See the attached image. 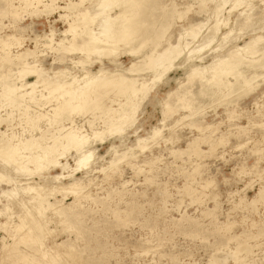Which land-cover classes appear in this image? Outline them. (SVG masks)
<instances>
[{
	"label": "rangeland",
	"instance_id": "1",
	"mask_svg": "<svg viewBox=\"0 0 264 264\" xmlns=\"http://www.w3.org/2000/svg\"><path fill=\"white\" fill-rule=\"evenodd\" d=\"M68 1L58 0V4L64 6ZM101 1L85 0L82 5L72 12L70 11L71 13L67 12L69 10H65V13L59 12L66 16L59 18L56 11L49 15L46 14L41 9V5L34 7L35 9L33 6L31 9H21L18 11L19 15L14 16L11 9L21 4L20 0H0V39L10 35L16 39L19 37L18 48L16 44H12L13 46L8 48L10 56H15L17 52L29 49L33 50V54L36 55V57L34 55V59L38 60H36L37 64L45 69H52L55 72L67 68L69 73L71 72L72 75L76 76L73 81H70L71 86L68 87L72 92L84 84L85 79L82 77L84 71L86 70L91 74L96 73L100 67V62L106 70L119 69L124 71L137 58H141L153 49L151 41H147L145 45L140 47V41L134 39L127 46L120 44L115 54L116 57L95 58L97 56L95 53L88 55L87 52L80 53L76 50L71 52L70 50L73 48L67 50L68 52L64 50L66 52L63 54V50L58 49L55 44L58 42L67 44L71 41L72 44H75L79 40L70 32H65L69 23L73 21L75 24L78 23L79 15L86 10L90 13L92 11L93 18L90 16L87 18L91 21L90 27H95L98 17L94 14H96L97 8L100 6L98 3ZM122 1L109 0L108 3L102 4V9L107 12V15L113 16L115 12H118L119 2ZM199 1L148 0L152 6L151 22H153V28H143L140 34L150 37L157 33V30L167 29V33L165 32L156 50L160 51L166 46V42L174 44L180 38L183 51L173 61L174 67L158 83L154 84L153 89L140 103L134 115L135 121L128 128L123 127L122 131H114V127L118 126L117 122L99 111L71 115L74 124L81 127L84 133L90 134V130L93 129L101 132V135L95 138L91 144L92 148L90 147L94 150V156L91 157L87 166L88 168L90 166L89 170L91 171L84 174V171L78 170L73 174L75 178L80 179L83 185H86L87 180L91 179L92 185L96 184V187L91 186V190L89 188L90 196L80 200L79 203H72L74 196L71 194L47 196L49 207L44 205L46 209L42 210L43 212L39 208L36 209L38 202L35 205L32 204L34 209L30 207L31 203H28L26 206L29 207V210L32 208L30 210L32 215L37 212L35 217L38 218V221H35L36 219L33 221L40 225L38 227L31 225L33 230L28 231V235L32 237V240L22 239L17 244L16 251L22 249L25 253L6 254L0 257V264H62L63 262V264H215L214 259L219 260L218 256L226 257L225 264H264V198L260 199L259 197V191L264 193V124H262L264 122V96L261 95L264 91V69L257 70L259 75L261 74L260 79L263 80L258 79L257 81L255 79L254 87L245 89L243 93L241 92L243 89L239 90L240 92L237 90L222 101L223 98L218 99L217 96L209 93L207 95L198 94L197 91L205 84L197 76L192 77L189 81L185 79L191 65H207L211 57L218 55V53L222 54L233 45L232 42L229 44L225 43L226 40L222 41L221 33H225L228 28H233L234 33L232 34H238V31L239 34L242 33L240 27L244 18L237 14L246 8V4H252L256 8L255 10L252 8L254 11L251 10L249 14L254 19L256 18L255 21L258 22L259 20L255 26L261 27L264 24V19L262 20L264 18V14H262L264 3H261L260 0H248L243 3L244 6L229 11L235 0H229L230 2L228 0H210V2L205 0L206 4H203V7H200L202 5ZM224 2L222 12L217 18L223 21L220 20L222 22L221 29L217 33L220 37L216 38L211 45L203 48L200 53L189 54L188 50H192L197 45L200 35L216 23V21L214 22L216 18L213 16L215 6ZM94 7H97V10ZM190 23L202 25V28L199 27L201 30L199 35L192 42L186 33L189 31L188 24ZM248 29H243L244 35L236 42V45L242 46L243 42L248 41L250 34ZM35 36L36 38H34ZM157 42L155 39L152 41V43ZM185 42H190L187 48ZM216 48L217 51H214L213 49ZM134 49H138V54L135 53L137 55L131 56V54L126 53ZM208 49H211L210 52ZM1 52L0 48V54ZM201 56L205 57L202 63L196 59ZM257 56L258 54L255 55V57ZM80 59L82 62L84 59L85 61L80 64L76 63ZM0 60L2 63L5 62ZM30 60L32 59L28 61ZM1 62L0 66H3ZM113 63H116L117 66ZM17 69L18 66L14 62L4 63V66L0 67L1 77L5 81L8 79L6 81L8 83L17 81V73L15 74ZM141 74L145 79H149L153 73L142 70ZM228 77L232 80V76ZM34 80L33 76L25 78L28 83ZM41 89L42 87H38L35 95L38 96L42 92L47 94V89H44L45 91ZM114 89L107 98L113 97ZM186 89H190L192 93H197L192 102V105L198 108L194 114L183 118L189 114V110L177 108L172 109L171 113L164 116L163 109L168 104L176 105L177 98L186 92ZM176 90L175 96L172 95L167 98L169 93H175ZM0 91H2V87ZM107 98L104 102L110 104V100L108 101ZM0 103V118L4 119L9 114L6 123H0L1 132L7 130L10 135L17 134V137L24 138L33 133L38 135L37 131L40 132V130H49V128V131L52 130L51 126H48V129L47 124L45 126V119H40L41 122L36 121L38 125L34 122L36 126L31 127L30 124L26 123V119L24 120V114V117H20L23 110L20 115L13 107L10 108V105L8 107L6 102L0 101ZM53 103V101L48 102L41 105L39 109L32 104L30 105V112L35 110L45 113L49 111L50 105ZM234 105L236 106L235 111L232 109L235 108ZM112 107L116 108L113 103ZM231 115H234V118L236 116V120L231 118ZM180 118L182 119L178 121ZM10 119L11 122H9ZM7 121L9 122L8 125ZM87 121L91 122V127ZM24 122L30 129L25 128ZM190 122L208 128L204 130L195 129L189 125ZM248 122L249 124H247ZM67 123L65 122V125ZM19 124L20 126H18ZM19 127L23 131L19 130ZM154 128L160 130L158 140L150 143L155 144L151 149L140 152V149H137L134 144L135 139L137 137L145 138ZM220 135L221 138H219ZM218 140L221 144H217ZM207 142L211 144L209 145ZM208 145L212 148H208ZM111 146L116 147V150H112ZM193 148L199 149L200 155L193 153ZM127 149H132V152L135 153L133 158L128 159L127 163L126 161L117 163L112 172V180H105L104 175L106 173L108 175L109 161L116 156L115 153L121 154ZM72 156H74L73 149L68 151L65 159L70 168H74ZM65 160L62 158V162ZM1 165L2 163H0ZM30 166L29 164L28 168L32 170L33 165ZM2 167L8 168V166L3 165L0 169ZM103 169L105 170L102 171ZM48 172L51 175H56L60 173V170L54 168ZM33 175L30 176L32 177L31 180L39 184L43 183L37 174ZM40 175H46V170L40 172ZM66 175L67 173H64V176ZM5 177L11 176L6 175ZM61 181L66 184L69 179L65 178ZM208 181L212 182L209 184L210 187L206 184ZM0 184V187L4 188V182ZM122 184L123 186H121ZM204 184L207 185V189ZM5 186L9 187L10 185L6 184ZM186 188L190 189L188 194ZM62 196L64 197L62 198ZM1 204L4 205V202ZM61 206L68 210L64 207L61 208ZM60 212L66 216L62 217ZM17 213H20L18 208H11L7 211L10 221L17 222ZM4 221L5 215H0V224ZM38 229L39 233L36 232ZM47 234L50 236L46 238ZM53 234L54 236H51ZM6 236L8 235L0 229V246L2 241L8 238ZM37 236L41 240L37 239ZM43 236L44 238H42ZM3 237L4 240H2ZM6 240L9 241V238ZM240 241L246 242L250 250L239 253L237 259L231 258V254ZM35 243L38 247L40 243L46 247L45 256L38 251ZM53 243L54 245L61 243V245L59 247L53 246ZM52 252L62 256L58 254L60 258H57Z\"/></svg>",
	"mask_w": 264,
	"mask_h": 264
},
{
	"label": "bare ground",
	"instance_id": "2",
	"mask_svg": "<svg viewBox=\"0 0 264 264\" xmlns=\"http://www.w3.org/2000/svg\"><path fill=\"white\" fill-rule=\"evenodd\" d=\"M84 1L85 0H76V1L69 0L68 3H66L64 6H61L58 4V0H20L21 4H19L17 7H13L11 9V12L13 13L14 16H17L19 15L18 11L21 9L22 10H25L28 8L31 9L32 6L33 8L34 7L36 8L38 5H41L42 7L41 9L44 10L46 14L49 15L52 12L56 11V13H58V17L62 18L66 16L60 14L59 12L65 13L64 12L65 10H69L67 11L68 13L70 11L72 12L78 6L82 5ZM246 1L248 0H235L229 11H231L232 9L235 10V8L237 7L239 8ZM260 1L261 3H264V0H260ZM108 2L109 0H102L100 3H98V5L100 4L98 8L96 7L98 10L94 7L95 10H97L96 14H98V15L94 14L96 17H98L95 27L93 28L90 27L91 21L89 18H87L88 16H90V18H93L92 16L93 14H91L92 11L90 13V12H86L85 10L83 13L79 15V20L77 21L78 23L75 24L74 21L72 23H69L68 29L65 31L67 33L70 32L71 35L73 34V36L78 38L79 40L77 39L78 41L75 44H72V41L71 43L68 42L67 44H64L63 42H58L57 44H55L56 47L58 49L63 50L62 51L63 54H65L67 50L73 48V50H70L71 52L76 50V51H79L80 53L87 52L88 55L89 53H92V54L95 53L97 55L96 57L94 56L95 58L97 57L109 58L110 56L114 57L116 52L119 49L120 44H122L123 46L125 45L127 46L130 44V41L133 42L134 39L136 41L137 40L140 41L139 43L140 47L145 45L147 41H151V44L153 45V49L148 54H145L141 58H137L124 71H120L119 69L118 70L113 69L111 71L106 70L103 67L102 62H100L99 60L100 67L98 71L96 73L91 74L85 70L84 76H82L85 79L84 84L78 86L75 90H72V92L69 90L68 87L70 85V81H73L76 78V76L72 75L71 72L69 73V71H67V68L63 70H58L55 72L52 71V69L50 70L45 69L43 66L37 64L38 60L36 59L37 60L36 61L34 59L35 54H33V50H29V49H25L24 51L17 52L15 56L14 55L10 56L9 55L10 53H8L9 52L8 48H11L10 46L12 44L13 45L16 44V46L19 45V40H18L19 37L16 39L10 35V36H7V38L1 37L3 39H0V48L2 52H4V53L1 52L0 59H2V61L3 60L5 61L2 63L0 60V62L3 64V66H4V63H11V62H14L18 66L17 72H15V74L17 73L18 78L16 79L18 82L15 80L14 82L12 81L11 83H8L6 82L8 79H6L5 81L4 78L1 77L2 74H0V84L2 87V91H0V101L2 103L3 101L6 102L8 104V107L10 105V108L13 107V109L17 110L19 113L23 110L22 115L20 113L21 115L20 117H22L24 114L25 116V117L23 116L24 120L26 119V123L30 124L31 127L36 126L35 125L36 121L38 122L39 120L41 122L40 119H43V120L45 119L46 121L45 126L47 124V129H48V126L52 127L51 131H49L50 128L49 130H43V131L40 130V132L37 131L38 135H35V133H33V129H34L33 128L32 129L33 134L27 135L25 133L27 137H24V138H21V136L17 137L16 136L17 134L10 135L8 134L7 130H5L4 132L0 131V163H2L1 166L3 165L8 166V168L6 167L7 169L3 167L2 169H0V183L4 182V188H5L4 189L0 187V215H5V221L0 224V229L2 230V232H5L8 235L6 237L9 238V241L6 240L8 238H6L5 240H4V237L2 238V240L4 241H2L1 246H0V257L6 254L15 253V252L21 253V254L25 253V251L22 249H18V251H16L17 250L16 246H18L17 244L22 239L32 240V237L28 235L29 233L28 231L33 230L32 229L33 227L31 225H35V227H38V225H40L38 222L36 223L33 221V219H36L35 214L37 212H35V214L33 213L34 215H32V213L30 212V210L33 208L32 204L35 205V203L38 202V204L36 205L38 207L35 206L36 209L39 208L41 209V211L42 210L44 211L46 209L44 208V205L49 207V201L47 198L54 194H60L64 196L65 194H71L72 196H74L72 203H75V202L79 203L80 200L87 199L88 196H90L91 186L96 187V184H94L95 186L92 185L93 183H91L92 182L91 179H88L87 184L83 185L80 179L75 178L73 174L76 171L78 172V170H80L81 172L84 171V174H88L91 171L89 170L90 166L89 168L87 167L91 157L94 156V150L91 149L92 148L91 144L95 141V138L101 135V132L96 131L97 129H93V130H90V134L84 133L81 127L74 124L71 115L84 114L88 111L89 112L99 111L100 113H103L104 115H106L108 118L113 119L114 122H117L118 126L114 127L113 129L114 131L116 132L122 131L123 127L128 128V126L132 125V123H134L133 121H135L136 117H134V115L140 103L146 98L149 92L153 89L154 84L158 83L161 80V78L171 68L174 67L173 61H175L177 57L180 56L181 52L183 51L181 47V43H180V38L179 39L177 38L178 40L176 43L173 44L170 42L169 43L166 42V46L163 49H161L160 51L156 50L157 46L159 45L158 43L161 41V39L165 35V32L167 31V29L157 30V33H155L153 36H150V37L148 35L144 36L140 34L143 28H147V27L153 28V22H151L152 6L149 4L148 0H123L122 2H119V5H118L119 9L117 10L118 12H115L113 16L107 15V12L102 9V4L108 3ZM205 2H206L205 0H200L199 3L202 6L200 5L198 6L203 7L204 6L203 4H206ZM217 3L218 1L216 2V4ZM224 4L225 2L222 3L221 5L218 4L215 6L213 10V14H214L213 16H215L216 18V20H214V22L216 21V23L213 24V26H210L209 28H207V31L204 32L202 35H200L197 45L194 46L193 49L191 47L192 50L190 49L188 50L189 54L200 53V51L203 48L207 47L208 45H211V43L214 40H216V38L220 37V35L218 36L217 33L220 31L221 23L223 21L217 18L221 14L222 7H224ZM245 6L246 8L242 12L237 14L239 16H242V18H244L243 19L244 21L241 22V27H240V31L242 30V33L239 34V31H238V34H232L234 33L233 28L232 29L228 28L225 33H221L222 35L220 38H223L222 41L226 40L225 43H229V44L230 42H232L233 45H231V47L225 50V52H223L222 54L218 53V55L216 56L212 55L213 57H211V59L209 60L210 62H208L209 64L207 65H202V64L194 65L193 64L190 66L185 79H188L189 81L192 77L197 76L198 79H200L201 81L203 80L205 84L200 88L199 91H197L198 94L207 95L209 93L210 95L217 96L218 99L223 98L221 99L222 101L224 100V98L226 99V97L231 95V93L236 92L237 90L238 92H240L239 90L243 89L241 91L243 93L245 89L252 87V86L254 87L256 84L255 79H257V81L258 79H260L259 76L261 74L259 75L257 70L260 71L261 69H264V24H262L261 27H256L255 25L256 23L259 22V20L258 22L257 20L255 21L256 18L254 19L249 14L251 13L252 8L254 10L256 8H254L252 4H246ZM99 8L101 9L99 10ZM35 14H36V11H35ZM262 14H264V11H262ZM76 17L78 16L76 15ZM263 19L264 18H262V20ZM144 25L146 26L144 27ZM200 26L202 28V25H200V23L188 24L189 31L186 33H187V36L190 38L188 39L191 42L196 38L197 35H199V31H201L199 29ZM247 26H249L250 29H248L249 27ZM244 27L249 30L248 31L250 33L248 36L249 39L248 41L243 42L242 46H238L236 45V42L240 38L243 37L244 35L243 29L245 30ZM246 33H247V30H246ZM34 38H36V36ZM153 39L157 40L158 42L152 43ZM11 40L14 41V43H12ZM229 44H226V45H229ZM189 45H190V42H185L186 48ZM209 50L211 49H208V51ZM213 50L217 51V48ZM137 51L138 49H134V50H129L126 53L131 54V56H133V55L138 54ZM257 54L258 56L255 57V55ZM29 57H32V58H29ZM28 58L32 60L28 61L29 60ZM196 59H199V62L202 63V61L205 60V57L201 56ZM83 62L80 59L76 63L80 64ZM113 65L117 66L116 63H113ZM242 65H243V68H242ZM3 66H0V67H3ZM142 70H144L145 72H152L153 74H151L149 79H145L141 74ZM6 74L8 73L6 72ZM28 76H33L35 80L30 83L26 82L25 78ZM228 76H232V80L229 79ZM13 77L15 76L13 75ZM69 77L70 79H68ZM38 87L40 88L42 87L41 90L43 91H45L44 89H47V94L45 93L43 94V92L41 91L42 93L38 92L39 93L38 96L35 95L36 89ZM234 87H237V88H234ZM112 89H114L113 97L107 98V96L110 95V92L113 91ZM176 93H177V90L175 91V93H169L167 95V98L171 97L172 95L175 96ZM196 95L197 93H194V92L192 93L190 89L187 90L186 92H184L177 98L176 105L168 104L163 109L162 111L163 115L165 116V114L171 113L172 109L182 108V109L189 110V114H187L186 116H183V118L192 116L194 112L198 109L197 107L192 105V102L194 100L193 97L194 96L196 97ZM261 95L264 96V91L261 93ZM234 96H231V97H234ZM106 98L108 99V101L110 100V104H106V102H104ZM218 99H217V102H219ZM51 101H53L54 103L50 105L49 111L45 113H41L35 110L32 111L31 109L32 112H30V105L33 104L32 106L39 109L41 105H45L48 102L51 103ZM112 103L116 106V108H113L114 106L112 107ZM232 109H234L235 111L236 106L235 108H232ZM233 116L231 115V118ZM20 117L19 119H21ZM7 118H9V114L4 119L0 118V123L1 122L6 123ZM11 119L9 122H11ZM181 119L182 118L178 119V121ZM234 119L236 120V116ZM9 122L7 121V125ZM65 122H68L67 125H65ZM88 123L90 124V127H91V122H88ZM23 124H25V122ZM36 124L38 125V123ZM247 124H249V122ZM262 124H264V122ZM189 125L199 130L200 129L204 130L208 128L207 126L201 127L199 126V124H196L195 122H190ZM18 126H20V124ZM24 126L25 128L28 127L26 126V124ZM14 129L15 127L13 128V130ZM19 130H21L20 127H19ZM159 131L160 130L158 128H154L145 138L137 137L134 143L136 148L140 149V152L145 149H151V147H153L155 144L153 143L150 144V143L154 142L157 138H159L160 136ZM11 133H12V130H11ZM210 138L212 137L210 136ZM219 138H221V135ZM220 141L217 142V144H219ZM263 141H264V136H263ZM194 143L196 144L195 141ZM210 144L211 143H209V145ZM209 145H208V148L211 147V146L209 147ZM212 146H215V145L212 144ZM239 146H242V145H239ZM111 148L112 150H116V147L111 146ZM71 149H73V152H74V156H72L74 160V168H70V166L67 164L65 160L68 155V151ZM193 149L191 150L193 151ZM198 150L194 149L193 153L195 152L196 155L199 154L200 152ZM115 154L116 156L109 161V166L107 167L108 175H106L107 173L104 175L105 180H112V177H113L112 172L116 168L117 163H120L122 161H126L127 163V160L130 158H133V156L135 155V153L132 152V149H127L126 152H122L121 154H117V153ZM62 158L65 160V162H62ZM29 164L31 166L33 165L32 170H29L28 168ZM54 168L59 169L60 173L56 175H51L48 171ZM45 170H46V175H40V172L42 171L44 172ZM104 170L105 169H103L102 171ZM64 173H67V175L64 176ZM33 174H37L39 176V179H41L43 183L39 184L31 180L32 177L30 176H32ZM6 175L11 176V177H5ZM6 178L9 180H7ZM65 178L69 179V182L66 184L62 183L61 181ZM210 183L212 184V182H209V181L206 182V184L208 185ZM6 184L10 186L7 187L5 186ZM121 186H123V184ZM206 189H207V185H206ZM186 190H187L186 193L188 194L190 192V189L186 188ZM64 196H62V198ZM263 196H264V193H262V191H259L260 199L261 198L263 199L264 198ZM1 202H4V205L1 204ZM28 203H31L30 207L32 208H30V210L28 209L29 207H27ZM63 207L61 206V208ZM11 208H18L20 210V213L16 214L17 222L10 221V216H7V211H9ZM62 212H60L61 216L62 217L66 216ZM53 214L55 215V213ZM56 215L58 216V214ZM37 219L35 221H38ZM32 222L33 224H31ZM42 225L46 227V225L44 224ZM45 227H42V228H45ZM26 229L28 230L26 231ZM39 229L36 232L39 233ZM35 230L37 229L35 228ZM46 230L48 229L46 228ZM49 236L47 234L46 238ZM51 236H54V234ZM36 238L41 240V238H38V236ZM42 238H44V236ZM41 243L39 247L37 246L36 243L35 244L38 247V251L41 252L43 256H45L46 247H43L44 245ZM60 245L61 243L60 244L56 243V245H54L53 243V246L59 247ZM55 249L53 250L56 252L57 249L56 250ZM35 250L36 249H34V251ZM249 250H250V247L247 245V243L240 241V243L237 244L234 252L231 254V258L235 257V259H237L239 253H245V252H248ZM55 252L54 254L52 252V254L58 258L59 255L61 254L58 253L59 255L58 254L55 255L57 253ZM56 257L54 258L56 259ZM218 257H219V260H217V258L215 257L216 259H214L215 261L214 263L215 264H223V263L225 264L226 257L225 256H224L225 258L220 257V256ZM56 263H59V262H56Z\"/></svg>",
	"mask_w": 264,
	"mask_h": 264
}]
</instances>
